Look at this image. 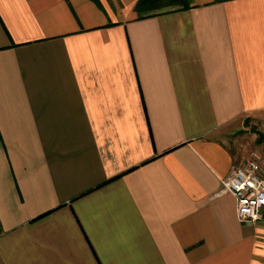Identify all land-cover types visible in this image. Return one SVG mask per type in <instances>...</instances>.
I'll return each instance as SVG.
<instances>
[{
    "label": "crops",
    "instance_id": "crops-1",
    "mask_svg": "<svg viewBox=\"0 0 264 264\" xmlns=\"http://www.w3.org/2000/svg\"><path fill=\"white\" fill-rule=\"evenodd\" d=\"M138 1L0 0V264H264V0Z\"/></svg>",
    "mask_w": 264,
    "mask_h": 264
},
{
    "label": "built area",
    "instance_id": "built-area-1",
    "mask_svg": "<svg viewBox=\"0 0 264 264\" xmlns=\"http://www.w3.org/2000/svg\"><path fill=\"white\" fill-rule=\"evenodd\" d=\"M222 191L230 192L237 201V215L241 222L264 219V158L255 155L233 168L228 178L222 179Z\"/></svg>",
    "mask_w": 264,
    "mask_h": 264
},
{
    "label": "rangeland",
    "instance_id": "rangeland-1",
    "mask_svg": "<svg viewBox=\"0 0 264 264\" xmlns=\"http://www.w3.org/2000/svg\"><path fill=\"white\" fill-rule=\"evenodd\" d=\"M255 129L248 131L249 133L245 136L248 145V157L260 155L264 158V126L262 124H254Z\"/></svg>",
    "mask_w": 264,
    "mask_h": 264
},
{
    "label": "trees",
    "instance_id": "trees-1",
    "mask_svg": "<svg viewBox=\"0 0 264 264\" xmlns=\"http://www.w3.org/2000/svg\"><path fill=\"white\" fill-rule=\"evenodd\" d=\"M171 5H183L185 8L189 3L186 0H139L136 9L140 12L156 11Z\"/></svg>",
    "mask_w": 264,
    "mask_h": 264
}]
</instances>
